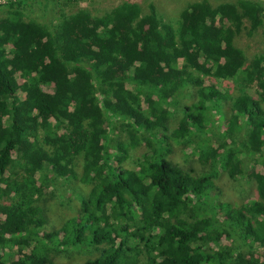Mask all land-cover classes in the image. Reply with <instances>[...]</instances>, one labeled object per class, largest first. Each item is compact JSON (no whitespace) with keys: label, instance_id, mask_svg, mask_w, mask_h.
<instances>
[{"label":"trees","instance_id":"1","mask_svg":"<svg viewBox=\"0 0 264 264\" xmlns=\"http://www.w3.org/2000/svg\"><path fill=\"white\" fill-rule=\"evenodd\" d=\"M23 4L8 2L0 18V264H58L55 254L81 248L97 253L83 264H264V54L246 65L234 45L244 29L261 26L264 8L201 1L174 27L152 4L142 14L126 1L102 16L62 15L50 31ZM201 76L254 84L255 93L232 99L225 121L223 137L241 149L200 139L197 159L210 167L195 176L158 143L168 138L159 134L168 101ZM196 96L169 138L204 133L221 93L210 83ZM116 123L128 137L115 144L117 162L128 147L145 148L136 169L112 162ZM78 158L89 191L76 217L47 231L40 203L49 179L74 177ZM217 162L232 180L250 166L255 199L217 202ZM223 235L240 237L248 254L219 244Z\"/></svg>","mask_w":264,"mask_h":264},{"label":"rangeland","instance_id":"2","mask_svg":"<svg viewBox=\"0 0 264 264\" xmlns=\"http://www.w3.org/2000/svg\"><path fill=\"white\" fill-rule=\"evenodd\" d=\"M131 2L139 5L142 14L148 12V5L155 7L156 13L162 24L176 26L180 12L188 6L206 1L211 8H217L224 3H234L235 0H76L66 3L65 0H52L45 2L44 0H24L23 13L30 19L44 25L48 30L53 31L61 21V16H69L79 10L87 11L91 16L97 17L109 12L112 8L122 2ZM264 8V0H251ZM8 2L18 3V0H0V18L7 16ZM245 23V28H247ZM234 45L239 48L246 59L248 65L255 56L264 54V20L259 28L251 34L244 29L234 38ZM210 83L216 86L217 91L221 93L219 101L216 105H210L207 111V123L205 131L201 136L196 134L188 137L171 139L169 135L177 127L184 111L196 101V92L202 86ZM255 85L251 84L247 87L241 84L240 80L217 81L208 77H200L196 85L188 86L180 90L171 100L168 101L167 108L169 118L166 122V130L160 131V136L168 137L163 143H158L168 149L167 159L174 165L189 172L191 175H200L206 172L210 163H200L198 161V152L202 145L198 142L206 140L216 148L222 142L231 144L229 140L223 137L225 129V121L231 117V100L238 97L241 93H247L254 97ZM109 140V153L112 156V162L123 169H136L137 160L145 152V148L140 145L134 148L128 147L127 158L123 162H117L116 143L127 144V135L117 129L115 124ZM232 148L241 149L240 141L236 144L232 143ZM236 149V150H237ZM220 154L222 150L218 151ZM115 157V159H114ZM81 158L76 161L74 169V177L69 179L50 177L48 188L41 200V207L48 221L47 231L58 230L68 219L76 217L80 211V202L86 197L89 191V185L80 182L81 174ZM256 169L259 168L257 165ZM217 177L212 190L213 198L219 203H227L232 207H239L248 200L255 199L254 183L248 176L250 166H245L243 173L236 179H230L226 170H224L218 162L214 168ZM52 179V180H51ZM1 202L3 200L0 199ZM221 245H233L240 248L241 253L248 254L249 247L243 244L238 236L231 239L227 235H223L220 239ZM97 253L93 251H85L83 248L78 250H70L68 252H60L53 256V260L58 264H83L86 260L92 259Z\"/></svg>","mask_w":264,"mask_h":264}]
</instances>
